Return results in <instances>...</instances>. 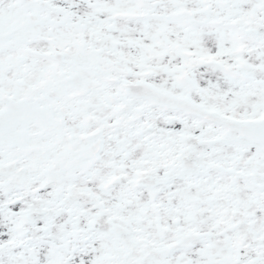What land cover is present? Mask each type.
Listing matches in <instances>:
<instances>
[{"label": "snow or ice", "instance_id": "6c2138e0", "mask_svg": "<svg viewBox=\"0 0 264 264\" xmlns=\"http://www.w3.org/2000/svg\"><path fill=\"white\" fill-rule=\"evenodd\" d=\"M0 264H264V0H0Z\"/></svg>", "mask_w": 264, "mask_h": 264}]
</instances>
